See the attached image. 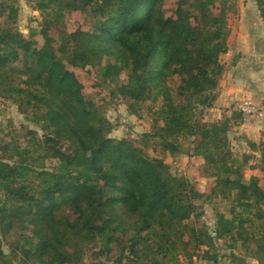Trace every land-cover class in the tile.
<instances>
[{
  "label": "trees",
  "instance_id": "obj_1",
  "mask_svg": "<svg viewBox=\"0 0 264 264\" xmlns=\"http://www.w3.org/2000/svg\"><path fill=\"white\" fill-rule=\"evenodd\" d=\"M34 1L40 48L34 34L16 28L18 10L0 0V98L13 100L41 132L29 131L25 147L0 140L9 153L0 157V264H88L86 253L98 244L120 247L119 263L128 253L145 264H181L194 244L218 264L217 241L226 239L230 250L241 242L264 264V189L259 176L245 174H264V134L237 157L230 133L245 115L204 120L226 70L236 0H178L171 16L163 0ZM256 3L264 22V0ZM80 9L91 10L92 25L70 32L67 12ZM89 66L131 114L148 104L151 128L140 141L111 136L106 106L84 93L71 70ZM163 153L196 159L209 190L154 159ZM53 160V168L45 165ZM213 198L230 209L210 231L197 202Z\"/></svg>",
  "mask_w": 264,
  "mask_h": 264
},
{
  "label": "rangeland",
  "instance_id": "obj_2",
  "mask_svg": "<svg viewBox=\"0 0 264 264\" xmlns=\"http://www.w3.org/2000/svg\"><path fill=\"white\" fill-rule=\"evenodd\" d=\"M18 10L15 26L25 36L29 37L33 35L36 47L40 48L44 43V38L40 33V23L42 18L38 11L34 0H4ZM178 0H163V7L166 12V16H171L174 10L177 8ZM237 4V2H236ZM92 12L90 9H80L78 11H68L66 15V24L70 32L75 31L77 28L84 30L90 29L92 25ZM4 18H0V23ZM229 61V60H227ZM225 57L222 58V63L227 65ZM104 64V63H103ZM76 74V78L84 85V93L87 96L93 97L100 104L106 106V117L115 125V129L112 131L111 136L118 139H125L128 142L140 141L143 133L149 132L151 128V114L149 112L148 104L137 105L139 114H131L127 106L120 100L113 101L110 95L109 88L106 85H101L98 81V68L86 67V68H71ZM126 80V75L121 76V82ZM255 103V102H254ZM258 108V113L252 116H244V119L250 121V125L255 129L252 136L258 137L259 143L262 140V134H264V107L255 104ZM141 111V113H140ZM244 122V121H242ZM236 129V128H235ZM234 127L230 133V139L232 143L233 152L237 157L244 152H250L249 143L247 141H253L251 137L246 135L237 136L238 130ZM38 130V135H41L38 127L30 121L25 120L23 114L18 110V106L13 100H7L0 98V140L1 146L5 143H11L25 147L32 139V133L29 131ZM188 143L186 142V147ZM9 153H4L0 150V157L7 159ZM255 158L259 157V153H254ZM155 160L159 162L167 163L171 166L172 171L180 176L191 179L196 183L199 189L207 191L210 188V180L200 178L197 171L198 161L188 154H176L171 155L169 153L156 154L153 156ZM58 164V161H46L47 167L53 168ZM246 177L249 178L252 175L260 177V185L264 189V174L258 169H245ZM201 209L198 212H202L200 222L207 224L210 231L215 228V222L218 213H222L229 216L230 205L227 201H222L218 198H213L210 201H198ZM68 211V209H66ZM233 244L231 239L217 241V248L219 250V262L218 264H234L231 259L226 255L234 253L238 257H246L247 264H256V262L248 257L249 254L244 250L241 242H236L235 247L230 250V246ZM6 249V248H5ZM206 247H202L199 250H195L194 244L188 247L189 254H181L179 259L181 264H216L212 261H205L202 259L203 251ZM211 254L215 253L213 248H210ZM192 255V257H189ZM195 255H199L198 258H193ZM120 247L114 246L112 250H107L103 245L98 244L95 247L89 248L85 261L88 264H145L136 259H129L130 255L126 253L124 259L119 263Z\"/></svg>",
  "mask_w": 264,
  "mask_h": 264
},
{
  "label": "crops",
  "instance_id": "obj_3",
  "mask_svg": "<svg viewBox=\"0 0 264 264\" xmlns=\"http://www.w3.org/2000/svg\"><path fill=\"white\" fill-rule=\"evenodd\" d=\"M236 2L237 10L229 19V50L222 57L229 61L215 92V100L205 110L207 122L220 120L245 100L264 107V22L256 0ZM250 124L244 119L234 126L239 131L236 135L244 134L258 142V137L252 136L255 129Z\"/></svg>",
  "mask_w": 264,
  "mask_h": 264
},
{
  "label": "built area",
  "instance_id": "obj_4",
  "mask_svg": "<svg viewBox=\"0 0 264 264\" xmlns=\"http://www.w3.org/2000/svg\"><path fill=\"white\" fill-rule=\"evenodd\" d=\"M235 110L243 113L245 116H252L258 113V108L252 100L241 102Z\"/></svg>",
  "mask_w": 264,
  "mask_h": 264
}]
</instances>
